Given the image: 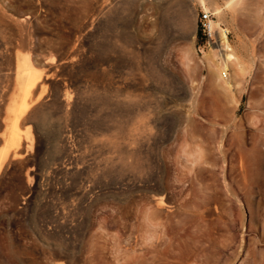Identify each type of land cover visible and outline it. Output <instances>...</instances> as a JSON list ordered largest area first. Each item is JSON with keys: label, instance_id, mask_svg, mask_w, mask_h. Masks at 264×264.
I'll use <instances>...</instances> for the list:
<instances>
[{"label": "rangeland", "instance_id": "1", "mask_svg": "<svg viewBox=\"0 0 264 264\" xmlns=\"http://www.w3.org/2000/svg\"><path fill=\"white\" fill-rule=\"evenodd\" d=\"M167 1L0 0V234L20 240L15 264H264V1L243 13L206 0L227 32L222 50L197 42L198 0ZM26 58L42 64V98L11 152L6 103ZM36 180L48 199L63 195L47 182L74 188L72 200L87 191L83 240L30 215Z\"/></svg>", "mask_w": 264, "mask_h": 264}, {"label": "bare ground", "instance_id": "2", "mask_svg": "<svg viewBox=\"0 0 264 264\" xmlns=\"http://www.w3.org/2000/svg\"><path fill=\"white\" fill-rule=\"evenodd\" d=\"M261 1H264V0H225V7H230L232 8L233 10H235L236 12L239 11V12H243V13H246L248 12L249 10L251 11V8H252V5L256 4H260ZM164 2V1H163ZM182 0H168L166 3H171V4H175L177 7L181 6L182 5ZM199 4L201 6H203L204 8H207L206 7V0H198ZM258 8V7H257ZM257 8H255L252 12L254 13V15L256 14L257 12ZM214 9H215V12L217 13V16L220 18H222V16L224 15V11H223V8L222 7H219L218 5H215L214 6ZM249 11V12H250ZM186 16H187V20L190 22L191 26H192V37H193V34H194V31H195V22H196V19H195V16L193 14V12L191 10L187 11L186 12ZM186 24V22L184 21V25ZM262 25L264 27V19L262 21ZM256 26V25H255ZM213 31L215 33V36L217 38V45L216 47L219 49V50H222L223 47H222V44L223 42H227V32H226V29L220 27L217 23H214L213 22ZM3 40V38H2ZM6 40V39H4ZM8 41V40H7ZM2 42L4 41H0V46L3 44ZM4 46V45H3ZM7 46V45H5ZM226 46L228 48V50L230 49V47L228 46V43H226ZM2 48V47H1ZM4 48V47H3ZM3 50V49H2ZM5 50V49H4ZM6 51H8V49L6 48ZM4 51V52H6ZM1 53V52H0ZM21 53V52H20ZM3 53H1L0 55H2ZM24 54V53H23ZM4 55V54H3ZM221 55H222V59L224 60L225 63H227L228 61H231L233 58H235V56L233 55V53L231 52H228V51H221ZM8 57L10 55H7ZM21 56L23 57L22 53H21ZM2 57V56H1ZM30 57V56H28ZM49 56H47L48 58ZM51 57V56H50ZM7 58V57H6ZM45 58V59H47ZM9 59V58H8ZM43 59V58H42ZM44 59V60H45ZM191 59V58H189ZM4 60V59H3ZM32 60V59H30ZM50 60V59H48ZM46 60V61H48ZM9 61V60H8ZM35 61V60H34ZM46 61H44L46 63ZM50 61H53V60H50ZM7 62V61H6ZM68 62V61H67ZM3 63V62H2ZM12 63V62H11ZM33 63V61H32ZM28 58H26L24 61L22 62H19V63H15V65H17V69H16V73H13V74H17V79H16V85L15 86V89H14V86L12 89L13 90V93H9V94H12L10 100H12L11 103L9 99H7L8 103H6V105H9L11 104V110L10 112H5L6 114V117H11V130L9 131V136H7L8 138L7 139V150H9L10 147H13V149L15 150V148H19V146L21 147V142H22V138L21 139V135L19 134V127L20 125H25V123L28 121L30 117L26 118L25 116V113H28V111L30 112V110H32V108L34 109H38V107H36V104L39 102L40 98L41 97V91H39L40 87L42 86V84L40 82H42L43 80V76L41 77V73H40V66L42 64H39V68L35 67L33 64H32ZM50 62H48L49 64ZM66 63V62H65ZM8 64V63H7ZM13 64V63H12ZM12 64H9L8 66H11ZM47 64V63H46ZM45 64V65H46ZM6 65V64H5ZM36 65V64H35ZM44 65V64H43ZM45 65H44V69H45ZM4 66V65H3ZM47 67V66H46ZM49 69V67H47ZM13 69V68H11ZM15 69V68H14ZM43 69V70H44ZM4 70V69H3ZM8 70H9V67H8ZM211 70L213 71H217L216 68H211ZM2 72V71H1ZM5 74H6V71H4ZM12 72V71H11ZM43 72V71H42ZM51 74H52V71H49ZM48 72V73H49ZM8 73V72H7ZM10 73V72H9ZM165 73V72H164ZM4 75V74H3ZM2 76V75H1ZM51 76V75H50ZM53 76V75H52ZM40 77L42 80H40ZM4 78V77H3ZM59 79H61L60 77H58ZM7 79V77H6ZM15 79V78H14ZM2 80V79H1ZM5 80V79H4ZM3 80V81H4ZM9 79H7L8 81ZM7 81L5 84H7ZM61 82V80H59ZM46 82V80L44 81ZM59 82V83H60ZM63 82V80H62ZM65 82V81H64ZM2 83V82H1ZM9 83V81H8ZM47 83V82H46ZM49 83V82H48ZM51 83V82H50ZM70 83V82H69ZM65 84V83H63ZM4 85V84H3ZM9 85V84H8ZM7 85V86H8ZM13 85V84H12ZM46 85V84H45ZM51 85V84H50ZM49 85V86H50ZM62 85V84H61ZM69 85V84H68ZM5 86V85H4ZM65 86V85H64ZM63 86V87H64ZM220 86V85H219ZM62 87V86H61ZM221 87L226 90V87H224L223 85H221ZM9 88V87H7ZM50 88V87H49ZM49 88L47 86V91H49ZM59 88V86H58ZM229 88H234V86L230 85ZM6 89V88H5ZM11 89V90H12ZM55 90V89H54ZM52 90V91H54ZM60 91V90H59ZM1 92V90H0ZM11 92V91H10ZM57 92V91H56ZM55 92V94H56ZM73 92V91H72ZM7 93V94H8ZM49 93V92H48ZM62 93V92H61ZM46 94V93H44ZM6 95V94H5ZM53 95V94H52ZM59 95V94H58ZM10 96V95H9ZM7 96V98L9 97ZM43 96V95H42ZM47 96V95H45ZM57 96V95H55ZM68 96V95H67ZM45 98V97H44ZM49 99V98H48ZM54 99V98H53ZM1 100V99H0ZM44 100L45 102V99H42ZM51 100V98H50ZM59 102V105H60V110H64L66 111V108L68 107V105L70 104L69 103V99L65 96H62L60 97L59 96V100H56V102ZM3 102V101H2ZM43 102V103H44ZM48 102V100H47ZM55 102V101H54ZM57 104V103H55ZM38 105V104H37ZM72 105V104H71ZM69 105V106H71ZM10 106L8 107V109H10ZM57 106V105H56ZM6 107V109H7ZM36 107V108H35ZM41 107V105L39 106V108ZM58 107V106H57ZM42 108V107H41ZM6 111V110H5ZM8 111V110H7ZM35 111V110H34ZM33 111V112H34ZM43 111V110H42ZM42 111L40 112V114H38V117L40 119H44L45 118V115L42 113ZM7 113H10L9 115H7ZM39 113V112H38ZM30 114H33V113H30ZM36 115V113H35ZM29 116V115H28ZM33 116V115H32ZM62 116V115H61ZM8 119V118H7ZM9 120V119H8ZM30 120V119H29ZM39 120V119H38ZM40 121V120H39ZM42 121V120H41ZM10 122V120H9ZM8 122V124H9ZM32 122V121H31ZM68 125V124H67ZM21 126V127H22ZM42 126V124H41ZM63 126V125H62ZM60 127V126H58ZM24 128V127H23ZM61 129V128H60ZM65 129V128H64ZM55 130V129H54ZM70 130V129H69ZM58 131V130H57ZM63 132V128L61 129V133ZM26 133H27V139L30 141V145H32L33 143V138H34V135L31 131V128L30 126H27L26 127ZM60 133V132H59ZM60 133V134H61ZM64 133V132H63ZM62 133V134H63ZM22 134V133H21ZM55 134V133H54ZM25 135V134H24ZM57 135V133H56ZM60 136V135H59ZM64 136V134H63ZM56 137V136H55ZM66 137V136H65ZM5 138V137H4ZM43 138V136H42ZM70 138V137H69ZM71 139V138H70ZM63 138L61 139L62 141V146H58V148H62L60 150H56L55 152L58 153L57 155H59V157H61L62 153L61 152H66V147L65 145L63 144ZM6 140L4 139V142ZM27 141L26 139H24V142ZM28 141V142H29ZM44 140H42L43 142ZM59 141V140H58ZM68 141V140H66ZM71 142V141H70ZM70 142H69V145H70ZM4 144V143H3ZM23 144V142H22ZM44 144V143H42ZM41 144V145H42ZM40 145V146H41ZM45 145V144H44ZM43 145V146H44ZM61 145V144H60ZM57 148V149H58ZM12 149V148H11ZM11 149L9 151H11ZM20 149V148H19ZM42 149V148H41ZM44 149V148H43ZM68 149V148H67ZM71 149V148H70ZM17 151V150H15ZM53 151V150H52ZM11 152H14V151H11ZM18 152V151H17ZM55 153V154H56ZM17 154V153H16ZM16 154L14 156H16ZM18 155V154H17ZM56 155V156H57ZM61 155V156H60ZM7 155V152H4L2 155H0V170H2V164H4L5 159ZM55 156V157H56ZM31 178V177H30ZM32 179V178H31ZM30 179V181H32ZM48 186H47V189H49L47 192H52L54 194H62L63 197L61 198H51V199H48L46 198V195H44L46 193V191L42 190L39 186V182L36 180L34 183H32V186L29 188L28 190V193L26 194V196L24 197V201H23V204H26V206L28 207V210H29V213L30 215L32 216H36V217H39L42 221V225L43 226V230L44 231H47V230H57L59 229L60 232L62 231V233L64 234L65 238L68 239L71 244H74L76 241H80V240H83V238L86 236V231L88 230V222H89V218H88V213H87V204H88V195L86 196L85 195V191H78V193L76 194V197L74 200L71 199V193H73V190L74 188L70 187V186H66L64 188H61L59 190H57V188L50 182H47ZM31 185V184H30ZM73 189V190H72ZM76 191V190H75ZM87 193V191H86ZM161 196H157L156 197V201L157 202H161ZM162 209L163 207H160V205H157L154 209V213L159 216L161 213H162ZM164 212V211H163ZM169 215V214H168ZM164 217V216H163ZM155 227V226H154ZM153 227V228H154ZM157 227H155L153 230L155 232V229ZM158 229V228H157ZM156 229V230H157ZM58 230V231H59ZM144 230V229H143ZM142 230V232H143ZM159 233H160V230H158ZM144 232L148 233V230L145 229ZM145 233V234H146ZM156 233V232H155ZM158 233V234H159ZM149 234V233H148ZM161 234V233H160ZM151 235V234H149ZM164 236V235H163ZM152 237V235H151ZM150 237V238H151ZM157 236H155L156 238ZM63 238V237H62ZM154 238V237H152ZM166 238V237H165ZM148 239V238H147ZM168 240V238H166ZM143 238H141L140 241H142ZM170 240V239H169ZM139 241V242H140ZM157 242V241H156ZM158 243V242H157ZM17 244H21L20 240L19 239H14L12 240L11 238H8L6 237L5 235H2L0 234V264H15V252L16 250L14 249V247H16ZM141 244V242H140ZM142 249V247H141ZM142 251V250H141ZM144 255V253L142 254ZM138 256V255H137ZM140 256V255H139ZM138 256V257H139ZM200 256V255H199ZM198 256V257H199ZM202 256V255H201ZM197 256H195L196 258ZM204 257V256H203ZM147 258V257H146ZM30 259V258H29ZM197 261H203L205 259H200L199 257V260L198 259H195ZM110 261V260H109ZM107 261V263L109 262ZM119 261V260H118ZM199 261V262H200ZM30 264H43L42 262L38 261L37 259L35 258H31V261H29ZM105 263V264H107ZM111 262H109L110 264ZM126 263V262H125ZM137 263H138V260H137ZM194 263H196L194 261ZM193 263V264H194ZM112 264H120L119 262H114ZM127 264V263H126ZM138 264H144V260H141L139 261ZM202 264V263H201Z\"/></svg>", "mask_w": 264, "mask_h": 264}, {"label": "built area", "instance_id": "3", "mask_svg": "<svg viewBox=\"0 0 264 264\" xmlns=\"http://www.w3.org/2000/svg\"><path fill=\"white\" fill-rule=\"evenodd\" d=\"M215 13L211 8L201 7L198 13V26L203 40L199 43L202 48L217 45V38L213 31ZM227 35V34H226Z\"/></svg>", "mask_w": 264, "mask_h": 264}, {"label": "trees", "instance_id": "4", "mask_svg": "<svg viewBox=\"0 0 264 264\" xmlns=\"http://www.w3.org/2000/svg\"><path fill=\"white\" fill-rule=\"evenodd\" d=\"M196 36H197V42L200 43L203 40V38H202L201 31H200L199 27L197 28Z\"/></svg>", "mask_w": 264, "mask_h": 264}]
</instances>
